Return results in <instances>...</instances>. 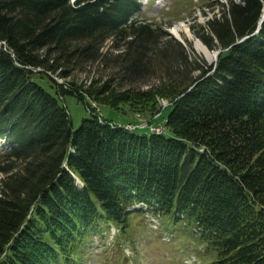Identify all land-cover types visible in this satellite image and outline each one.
Listing matches in <instances>:
<instances>
[{"label":"trees","instance_id":"obj_1","mask_svg":"<svg viewBox=\"0 0 264 264\" xmlns=\"http://www.w3.org/2000/svg\"><path fill=\"white\" fill-rule=\"evenodd\" d=\"M142 8L0 0V264H79L111 225L126 230L137 202L188 217L216 264H264V0H228L192 25L223 49L215 63L140 20ZM111 59L128 85L102 102L149 99L158 76L172 95L165 132L94 108L73 127L66 94L89 103L115 87L72 75ZM141 83L150 88L131 86Z\"/></svg>","mask_w":264,"mask_h":264},{"label":"rangeland","instance_id":"obj_2","mask_svg":"<svg viewBox=\"0 0 264 264\" xmlns=\"http://www.w3.org/2000/svg\"><path fill=\"white\" fill-rule=\"evenodd\" d=\"M223 2L227 3L228 0H148L143 3L142 12L136 16L140 20L161 25L174 37H176V33L173 28L177 26L181 29L180 32L185 41L183 43L189 50L192 48L208 63H215L218 58L213 62L209 61L203 53L194 47L192 40L187 38L185 29L196 35L192 25L199 27L214 13L220 14ZM106 50L107 47L104 51ZM115 52L116 50H114ZM72 77L78 85L84 87L92 82V89L99 87L103 82L101 80L111 77L113 87H115L109 94H106L110 96L99 95V100L88 98L89 103L76 95L66 94L65 105L69 110L74 128L79 127L84 118L92 117L89 108H94L104 118L124 122V125L129 129L134 127L151 130L150 126H145V122H148V125L162 126V129L166 127L164 132L168 129L169 108L167 106L172 104V95L167 83L161 81L160 77L151 78L152 89L156 92L149 99L118 100L119 108L102 102L113 98L123 85H128L120 83L112 59L108 63L87 65L84 69L77 70ZM64 79L58 78V81L64 82L70 78ZM131 86L141 87V89L150 88V85H146V83ZM82 91L85 92V90ZM139 116L144 118L145 122L140 126H133L140 123ZM128 118H137V120L127 123L125 121ZM111 123L116 124V122ZM6 146L8 144L0 142V152ZM0 159L2 158L0 157ZM79 180L82 183L79 177L77 179L75 177L76 185L83 188L84 184H79ZM129 209L132 211L129 214V224L126 230L122 231L115 225H111L101 236L98 235L93 239L88 246L87 254L79 264H216L214 252L206 248L207 243L202 240L197 226L190 222L188 217H176L174 214L160 215L158 211L155 212L151 206L144 203H138Z\"/></svg>","mask_w":264,"mask_h":264},{"label":"bare ground","instance_id":"obj_3","mask_svg":"<svg viewBox=\"0 0 264 264\" xmlns=\"http://www.w3.org/2000/svg\"><path fill=\"white\" fill-rule=\"evenodd\" d=\"M75 1V0H72ZM174 29V32L181 38H184L180 32V28H178L177 26ZM186 31V36L187 38H189L190 40H192L194 47L201 53H203L207 59L211 62L215 61L216 59V55H217V49H211L210 47H208L206 45V43H204L201 38H199L197 35H194L192 32H190L189 30L185 29ZM139 121H144L145 119L140 117L138 118ZM164 124V123H162ZM135 126V125H133ZM134 128V127H131ZM166 128V127H165ZM164 128V129H165ZM164 129H162L161 126V130L164 132Z\"/></svg>","mask_w":264,"mask_h":264},{"label":"water","instance_id":"obj_4","mask_svg":"<svg viewBox=\"0 0 264 264\" xmlns=\"http://www.w3.org/2000/svg\"><path fill=\"white\" fill-rule=\"evenodd\" d=\"M263 20H264V10H263V14H262V16H261V18H260V20H259V26L261 25V23L263 22ZM248 36H249V35L244 36L240 41L244 40V39H245L246 37H248ZM176 37H178L182 42L185 43L184 39L181 38V37H179L177 34H176ZM222 50H223L222 48H218V49H217V55H216V58H218V56H219V54L221 53ZM193 86H194V85H193ZM74 177H76V179L78 178L75 174H74ZM82 183H83V181H82Z\"/></svg>","mask_w":264,"mask_h":264},{"label":"built area","instance_id":"obj_5","mask_svg":"<svg viewBox=\"0 0 264 264\" xmlns=\"http://www.w3.org/2000/svg\"><path fill=\"white\" fill-rule=\"evenodd\" d=\"M74 2V1H73ZM140 123H138V124H135V126H140V124H142L143 122H145V121H139ZM148 122H145V126H150V128H151V130H149V131H151V132H158V133H162L163 131L161 130V127H157V126H155V125H153V124H150V125H148L147 124Z\"/></svg>","mask_w":264,"mask_h":264}]
</instances>
